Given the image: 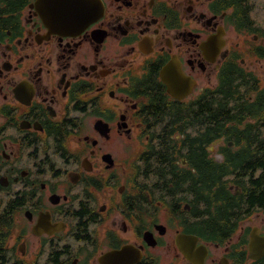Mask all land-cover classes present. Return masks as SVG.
<instances>
[{"label": "flooded vegetation", "instance_id": "af4514ba", "mask_svg": "<svg viewBox=\"0 0 264 264\" xmlns=\"http://www.w3.org/2000/svg\"><path fill=\"white\" fill-rule=\"evenodd\" d=\"M249 6L0 0V264H264L250 246L264 207L213 235L166 191L195 171L179 140L200 119L225 126L227 80L238 109L264 110V25ZM226 147L240 149L218 136L208 156H241Z\"/></svg>", "mask_w": 264, "mask_h": 264}, {"label": "trees", "instance_id": "16d2710c", "mask_svg": "<svg viewBox=\"0 0 264 264\" xmlns=\"http://www.w3.org/2000/svg\"><path fill=\"white\" fill-rule=\"evenodd\" d=\"M243 1L247 0H241ZM245 8L243 5L242 11ZM242 14V18L246 17V12ZM225 86L228 90L231 89L224 103H219L225 106V118L222 121L225 126L205 125L200 119L196 133L193 136L186 133L185 137L179 140L181 147L187 150L189 164L195 171L191 172V175L186 173L170 177L167 184L171 182L173 187L166 189L170 195L189 200L194 215L200 217V226L205 232L213 235L220 232L224 226L234 223V218L250 213V209L264 207V135H261L263 128L247 120L242 122L243 117H238L246 112V115L258 119L264 115V110L259 103L244 104L245 107L238 109L234 97V80H227ZM206 135H209L208 138L203 139ZM218 136L235 139L240 146L238 150L225 148L230 152L229 158L241 156L225 159L223 162L208 156L210 151L207 146L211 139ZM227 167L239 172L226 176L222 169ZM155 179L156 177L151 178ZM182 184L191 185V190L181 191L176 187ZM230 184L241 190L239 195L230 191Z\"/></svg>", "mask_w": 264, "mask_h": 264}, {"label": "rangeland", "instance_id": "374dc122", "mask_svg": "<svg viewBox=\"0 0 264 264\" xmlns=\"http://www.w3.org/2000/svg\"><path fill=\"white\" fill-rule=\"evenodd\" d=\"M249 7L251 8V17L254 19L255 23L259 25H264V0H247ZM264 135V127L261 132ZM218 155H216L217 157Z\"/></svg>", "mask_w": 264, "mask_h": 264}, {"label": "water", "instance_id": "95a60500", "mask_svg": "<svg viewBox=\"0 0 264 264\" xmlns=\"http://www.w3.org/2000/svg\"><path fill=\"white\" fill-rule=\"evenodd\" d=\"M250 246L252 249L263 248L264 247V238H260L255 233H252Z\"/></svg>", "mask_w": 264, "mask_h": 264}]
</instances>
